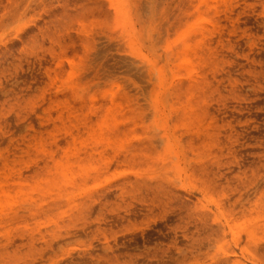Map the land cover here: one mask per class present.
<instances>
[{
    "label": "rangeland",
    "instance_id": "obj_1",
    "mask_svg": "<svg viewBox=\"0 0 264 264\" xmlns=\"http://www.w3.org/2000/svg\"><path fill=\"white\" fill-rule=\"evenodd\" d=\"M217 1L0 0V264H264V0ZM196 27L189 98L170 50Z\"/></svg>",
    "mask_w": 264,
    "mask_h": 264
},
{
    "label": "bare ground",
    "instance_id": "obj_2",
    "mask_svg": "<svg viewBox=\"0 0 264 264\" xmlns=\"http://www.w3.org/2000/svg\"><path fill=\"white\" fill-rule=\"evenodd\" d=\"M216 0H214V2H215ZM242 1V0H241ZM244 1V0H243ZM248 2H249V0H247ZM17 2V1H16ZM213 2V1H212ZM11 3V2H10ZM217 3H220V0H219V2L217 1ZM216 3V4H217ZM232 3H234V2H232ZM239 3V2H238ZM236 4V3H235ZM200 5V4H199ZM211 6V5H210ZM213 6H214V3H213ZM212 6V7H213ZM191 7V6H190ZM185 8V7H184ZM221 8V7H220ZM194 9V8H193ZM192 9V10H193ZM210 9V8H209ZM213 9V8H212ZM234 10V9H233ZM121 12H122V9L120 10ZM125 11V10H124ZM190 11V10H189ZM129 12V11H128ZM132 12V11H131ZM171 12V11H170ZM170 12H169V14H170ZM177 12V11H176ZM205 12H207V10L205 11ZM205 12H202L201 11V15L200 16H202L203 17V13H205ZM221 12H223V14L225 15V16H228L229 17V15H230V10H224V11H220L219 9H218V11L216 12L217 14H219V13H221ZM177 14V13H176ZM129 15H131V14H129ZM205 16H207V15H209V13L207 12V15L206 14H204ZM223 15V16H224ZM132 16H134V15H132ZM168 15H166V17H167ZM205 16L203 17L204 19H205V23H204V21H203V23H204V25L206 24V21L209 23V22H213V20L212 21H208V20H206V19H212L211 18V16H209V18H208V16L205 18ZM130 17V16H129ZM132 18V17H131ZM200 19V22H202L201 20H204V19ZM224 18V17H223ZM235 18V17H234ZM173 19V18H172ZM187 19V18H186ZM209 19V20H210ZM127 20V19H126ZM129 20V19H128ZM127 20V21H128ZM133 21V20H132ZM183 21H184V19H183ZM200 22H197V23H199L200 24ZM225 22V21H224ZM129 23V25H131L130 24V22H128ZM207 23V24H208ZM214 23V22H213ZM199 24H197L198 25V27H199ZM212 25V24H211ZM210 25V26H211ZM214 25V24H213ZM217 25H220V22L217 24ZM132 26V25H131ZM130 26V27H131ZM216 26V25H215ZM214 27V26H213ZM217 27V26H216ZM222 27V26H221ZM132 28V27H131ZM174 28V27H173ZM192 28V27H191ZM191 28L189 29V30H191ZM197 28V27H196ZM219 29V28H218ZM132 30V29H131ZM163 30H165V27H164V29ZM133 32V31H132ZM164 32V31H163ZM221 32V31H220ZM186 33H187V31H186ZM135 33H133V35H134ZM165 34V33H164ZM167 35V34H166ZM213 35H214V33H208V32H206V30L204 31V29L203 28H197V29H195L194 30V32H192V33H189V34H186V35H184V36H182L181 35V38L179 39V38H177V39H179V42L176 44V45H173L172 47H171V50H170V60L175 64H177V67H179L181 70H184V72H185V75L184 76H182L181 75V77H183V78H185V80L188 82V84H189V86H190V90L189 91H187V96L189 97V98H192L193 97V92H194V90H196V89H199L200 88V86H202V85H204V84H206V83H208V78H207V76L205 75V73L201 70V66H200V63H201V61H202V59H201V55H200V51L202 50V49H209L210 47H211V44H212V37H213ZM224 35V34H223ZM135 36H136V34H135ZM138 36V35H137ZM138 38V37H137ZM217 39V38H216ZM138 40V39H137ZM170 40V39H169ZM214 40V39H213ZM175 41V40H174ZM217 41V40H216ZM139 42V41H138ZM137 42V43H138ZM176 42V41H175ZM221 42V41H220ZM226 42V41H225ZM139 44H140V46H142L141 44V41L139 42ZM152 45V44H151ZM153 46V45H152ZM142 48H143V46H142ZM141 48V49H142ZM153 49V48H152ZM144 50V49H143ZM157 51H158V49H157ZM156 52V51H155ZM218 52V51H217ZM148 53H150V51L148 52ZM154 53V52H153ZM221 53V52H220ZM151 54V53H150ZM160 54V53H159ZM208 54V53H207ZM142 55V54H141ZM141 55L139 56V58L141 57ZM152 55V54H151ZM150 55V56H151ZM156 55V54H155ZM147 56V55H146ZM161 56V55H160ZM158 57H159V55H158ZM156 58V59H159V58ZM220 58V57H219ZM136 59V58H135ZM161 59V58H160ZM159 59V60H160ZM167 60V59H166ZM152 61V60H151ZM162 61H163V59H162ZM161 61V62H162ZM137 62V61H136ZM144 62H146V61H144ZM153 62H155V60L153 61ZM158 62V61H157ZM137 63H139V62H137ZM148 63V62H147ZM145 64V63H144ZM143 64V65H144ZM157 64V63H156ZM142 65V64H141ZM206 65V64H205ZM211 65V64H210ZM147 66V65H146ZM154 66V65H153ZM157 66H159V64L157 65ZM163 67L164 66H166V65H162ZM222 66V65H221ZM149 67V66H148ZM167 67V70H168V66H166ZM166 67H164L165 69H166ZM74 69V68H73ZM143 69V68H142ZM141 69V70H142ZM158 69V68H157ZM164 69V70H165ZM156 70V69H155ZM204 70V69H203ZM221 70V69H220ZM148 71V70H147ZM162 71H163V69H162ZM170 71V70H169ZM173 71V70H172ZM210 73H212V76L214 77L215 75H216V68L215 67H213V68H211L210 69ZM157 72V71H156ZM166 73L168 72V71H165ZM171 72V71H170ZM170 72H168V74H170ZM149 72H147V74H148ZM152 74H154V73H152ZM171 74L173 75H175L176 76V74L173 72H171ZM162 75V74H161ZM146 76V75H145ZM148 76V75H147ZM166 76V75H165ZM175 76L173 77V78H175ZM144 77V76H143ZM164 77V76H163ZM169 77H171V75H169ZM168 77V78H169ZM180 77V76H179ZM177 78V79H175V80H178V79H180V78ZM167 78V79H168ZM209 78H210V76H209ZM58 79V78H57ZM148 79H149V76H148ZM154 79V78H153ZM182 79V78H181ZM213 79V78H212ZM211 79V80H212ZM219 79H220V77H219ZM137 80V79H136ZM139 80H141V79H139ZM161 80V79H160ZM58 81H60V78L58 79ZM155 81H156V79H155ZM164 81H165V79H164ZM167 81V80H166ZM165 81V82H166ZM173 82V81H172ZM176 82V81H175ZM157 83V82H156ZM162 83H163V80H162ZM119 84V83H118ZM121 84V83H120ZM150 84V83H149ZM167 84H168V82H167ZM121 86V85H120ZM123 86V85H122ZM155 86V85H154ZM164 86V85H163ZM152 87V86H151ZM62 88V87H61ZM60 88V89H61ZM109 88V87H108ZM120 88V87H119ZM122 88V87H121ZM152 89V88H151ZM113 92H114V89L112 90ZM157 91V90H156ZM161 91H162V89H161ZM164 91H165V93L164 92H162V95H163V93L164 94H166L167 95V97L169 96L171 99L173 98H175V99H177L178 100V96H179V94H180V84H176V83H172V84H170V85H168V86H165L164 87ZM63 92V91H62ZM116 90H115V95H116ZM135 92V91H134ZM140 92V91H139ZM142 92V91H141ZM146 92V91H145ZM161 93V92H160ZM146 94V93H145ZM137 95V94H136ZM147 95V94H146ZM161 95V96H162ZM165 95V96H166ZM195 95V94H194ZM114 96V95H113ZM101 97V96H100ZM151 97V96H150ZM166 97V98H167ZM52 99V98H51ZM99 99V98H98ZM114 99H115V97H114ZM161 99V98H160ZM163 99V98H162ZM194 99V98H193ZM192 99V100H193ZM116 100V99H115ZM115 100L114 101H112V105H111V108L110 109H108L107 110V112H106V116L105 117H112V114H114V111H116V103H114L115 102ZM165 100V102L167 103V101H166V99H164ZM152 101V100H151ZM117 102H119V101H117ZM141 102V101H140ZM165 102H163V100H159V99H157L156 100V102H154V106H153V108H154V111H155V113H156V117H158V118H161V120H164V121H167V119H170L172 116H174L175 115V117H179V118H181V119H183V120H192V119H194L195 118V116L197 115L196 114V109L191 105V104H188L187 103V105H185V106H181L180 108H178V109H174L173 107H170V108H168L169 106L165 103ZM206 102V101H205ZM172 103V102H171ZM202 104V103H201ZM126 106V105H125ZM146 106V105H145ZM168 106V107H167ZM213 108V107H212ZM211 109V108H210ZM148 110V109H147ZM209 110V109H208ZM63 112V111H62ZM54 113V112H53ZM78 113H79V111H78ZM67 114V113H66ZM149 114H150V112H149ZM153 114V113H152ZM54 115V114H53ZM44 116V115H43ZM55 116V115H54ZM45 119V118H44ZM108 120V119H107ZM110 120V119H109ZM108 120V121H109ZM113 120V119H112ZM159 120V119H158ZM174 120V119H173ZM75 121V120H74ZM160 121V120H159ZM76 122V121H75ZM162 122V121H161ZM104 123H105V121H104ZM99 125V124H98ZM104 125V124H103ZM99 128H100V126H99ZM76 132V131H75ZM33 134H34V132H32ZM69 133V132H68ZM82 133V132H81ZM92 133H93V131H92ZM38 134H39V132H38ZM91 134V133H90ZM85 136V135H84ZM107 136V135H106ZM93 137V136H92ZM42 138V137H41ZM78 138V137H77ZM76 138V139H77ZM80 139H81V137H80ZM105 139V138H104ZM43 140V139H42ZM50 140V139H49ZM78 140V139H77ZM86 140V139H85ZM107 140V139H106ZM65 140H63V142H64ZM43 142V141H42ZM62 142V141H61ZM62 142V143H63ZM83 142H84V140H83ZM22 143V142H21ZM59 143V142H58ZM86 143V142H85ZM87 144V143H86ZM83 146V145H82ZM90 146V145H89ZM76 147V146H75ZM72 148H73V146H72ZM99 149H100V147H99ZM70 150H71V148H70ZM69 150V151H70ZM75 150V149H74ZM73 150V151H74ZM78 150V152H79V150L80 149H77ZM90 151V150H89ZM50 152V151H49ZM77 152V151H76ZM77 152V153H78ZM96 152V151H95ZM56 154V153H55ZM19 155H21V154H19ZM57 156V155H56ZM71 156H72V154H71ZM27 158V157H26ZM25 158V159H26ZM60 158V157H59ZM70 158H72V157H70ZM199 158V157H198ZM55 159H56V157H55ZM200 159V158H199ZM17 160V159H16ZM73 160V159H72ZM77 160V159H76ZM36 161V160H35ZM60 161V160H59ZM64 161V160H63ZM69 161V160H68ZM112 161V160H111ZM202 161V160H201ZM61 162V161H60ZM59 163V162H58ZM69 164H70V162H68ZM44 164V163H43ZM51 164V163H50ZM63 164V166H64V163H62ZM41 165H42V163H41ZM60 166H62V165H60ZM13 167H14V165H13ZM66 168V167H65ZM69 168L71 169V167L69 166ZM69 168H67V169H69ZM32 169V168H31ZM51 169H52V167H51ZM8 170V169H7ZM53 170V169H52ZM84 170V169H83ZM32 171V170H31ZM30 171V172H31ZM59 171V170H58ZM71 171V170H70ZM68 172V173H70V175H71V172ZM54 172H56V171H54ZM26 173V172H25ZM28 173V172H27ZM33 173H34V171H33ZM53 174V173H52ZM55 174V173H54ZM83 174H84V172L82 173V176H83ZM17 175V174H16ZM72 175H74V174H72ZM0 176H1V174H0ZM58 176V175H57ZM71 177V176H70ZM75 177H76V175H75ZM11 178V177H10ZM72 178H74V176L72 177ZM48 179H49V177H48ZM12 181V180H11ZM75 181V180H74ZM73 181V182H74ZM24 182V181H23ZM44 182V181H43ZM40 183V182H39ZM29 184H30V182H29ZM33 184V183H32ZM5 185V184H4ZM51 191H52V189H51ZM55 190H53L52 192H54ZM58 191V190H57ZM78 191V190H77ZM4 192V191H3ZM20 192V191H19ZM5 194H8V192L7 193H5ZM12 194V193H11ZM13 195V194H12ZM11 195V196H12ZM22 195V194H21ZM77 195V194H76ZM263 195V194H262ZM44 196V195H43ZM37 197V196H36ZM42 197V196H41ZM264 198V197H263ZM38 199V198H37ZM262 199V198H261ZM13 200V199H12ZM34 200H36V199H34ZM76 200V199H75ZM14 201H16V200H14ZM18 202V201H17ZM260 202V201H259ZM9 203V202H8ZM5 204V203H4ZM19 204H20V202H19ZM2 205H3V202H2ZM258 205V204H257ZM0 206H1V204H0ZM16 206V205H15ZM20 206V205H19ZM255 207H257V206H255ZM0 208H2V206L0 207ZM20 208V207H19ZM22 208H24V207H22ZM258 208V207H257ZM24 209H26V208H24ZM4 209H2V211H3ZM15 210V209H14ZM5 211V210H4ZM16 211V210H15ZM14 211V212H15ZM264 211H262V216H260L261 217V220L259 219V216H258V219L257 220H260V222H258L257 224H255L256 223V221H255V223L252 225V226H250L248 229H246V232H244L245 234H246V236L245 237H247V238H252V237H254L255 236V231H256V229L257 228H264V213H263ZM10 215H12V214H10ZM257 215V214H256ZM255 215V216H256ZM257 217V216H256ZM255 217V218H256ZM255 218H253L252 217V219H255ZM237 219V218H236ZM238 219H239V217H238ZM240 220V219H239ZM249 220H251V218L249 219ZM227 222V226L230 228V224H232V220H227L226 221ZM246 222V221H245ZM244 222V223H245ZM251 222V221H250ZM252 222H253V220H252ZM251 222V223H252ZM235 223H236V221H235ZM238 223H240V221L238 222ZM237 223V224H238ZM8 224V223H7ZM236 224V225H237ZM244 225H246L247 226V224H244ZM243 225V226H244ZM249 226V225H248ZM233 227V224H232V226H231V228ZM241 227H242V225H241ZM246 228V227H245ZM245 228H243L242 227V231H245ZM233 229V228H232ZM258 231V230H257ZM233 231H231V233H232ZM236 232V231H235ZM237 233V232H236ZM233 234H234V232H233ZM238 234V233H237ZM256 234H257V232H256ZM236 234H234V237H236L235 236ZM240 235H241V233H240ZM238 236V235H237ZM243 236V235H242ZM261 236V235H260ZM263 236V235H262ZM235 239V238H234ZM233 239V241H235ZM240 239V237L239 238H236V241H238ZM243 239V238H242ZM244 240H246V239H244ZM263 240V239H262ZM10 241H11V239H10ZM22 242V241H21ZM20 242V243H21ZM246 242V241H245ZM15 243H16V241H15ZM18 243V242H17ZM244 243V242H243ZM261 244V243H260ZM13 245V244H12ZM255 245V244H254ZM256 246V245H255ZM261 249V248H260ZM262 250H263V248H262ZM263 252H264V250H263ZM251 254V253H250ZM253 254V253H252ZM253 256V255H252ZM253 260V259H252ZM251 261V260H250ZM254 261V260H253ZM252 261V262H253ZM257 263V262H256ZM255 263V264H256ZM240 264V263H239ZM252 264H254V262L252 263Z\"/></svg>",
    "mask_w": 264,
    "mask_h": 264
}]
</instances>
